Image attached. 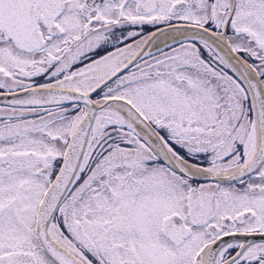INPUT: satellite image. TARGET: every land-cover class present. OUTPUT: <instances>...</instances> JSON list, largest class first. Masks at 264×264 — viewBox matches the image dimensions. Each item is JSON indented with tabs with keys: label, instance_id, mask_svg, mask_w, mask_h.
Here are the masks:
<instances>
[{
	"label": "snow or ice",
	"instance_id": "1",
	"mask_svg": "<svg viewBox=\"0 0 264 264\" xmlns=\"http://www.w3.org/2000/svg\"><path fill=\"white\" fill-rule=\"evenodd\" d=\"M0 264H264V0H0Z\"/></svg>",
	"mask_w": 264,
	"mask_h": 264
}]
</instances>
